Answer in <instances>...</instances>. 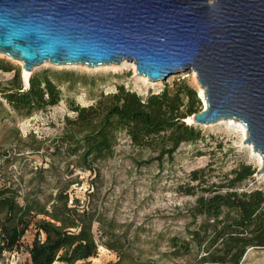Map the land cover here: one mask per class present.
<instances>
[{
	"label": "rangeland",
	"instance_id": "rangeland-1",
	"mask_svg": "<svg viewBox=\"0 0 264 264\" xmlns=\"http://www.w3.org/2000/svg\"><path fill=\"white\" fill-rule=\"evenodd\" d=\"M22 64V60L0 52V90L16 84L17 72L23 89L28 88ZM43 71L60 89L55 104L26 114L14 109L0 91V189H7L6 194L16 201L22 202L24 195L45 201L67 186L70 201L76 197L81 206L87 205L112 221L115 235L133 259H149L152 264H196L203 250L192 240L190 230L202 216L193 218L191 214L199 190L186 193V185L196 184L190 180V171L205 168L209 182L223 183L232 169L249 164L254 173L236 189L264 191V171L257 172L260 166L243 144L240 131L216 121L188 123L198 131V137L181 142L171 156L159 157L157 151L132 144L123 131L115 132L112 155L95 162L94 170L78 166L76 156L65 153L67 118L76 115L72 106L95 103L120 84L146 97L185 79L198 93L199 84L191 70L151 81L138 74L130 61L96 67L46 60L29 70V77ZM199 103L201 110V98ZM93 231L100 235L97 222ZM35 236V225L30 223L13 249L0 248V264H30L28 249ZM173 236L188 242V248L173 247ZM117 259L116 251L99 245L96 256L89 260L91 264H110ZM239 264H264V247L247 248Z\"/></svg>",
	"mask_w": 264,
	"mask_h": 264
},
{
	"label": "water",
	"instance_id": "water-1",
	"mask_svg": "<svg viewBox=\"0 0 264 264\" xmlns=\"http://www.w3.org/2000/svg\"><path fill=\"white\" fill-rule=\"evenodd\" d=\"M0 52L26 70L126 60L153 81L191 70L206 101L194 123L239 119L264 171V0H0Z\"/></svg>",
	"mask_w": 264,
	"mask_h": 264
},
{
	"label": "trees",
	"instance_id": "trees-1",
	"mask_svg": "<svg viewBox=\"0 0 264 264\" xmlns=\"http://www.w3.org/2000/svg\"><path fill=\"white\" fill-rule=\"evenodd\" d=\"M15 75L16 84L0 90L14 109L30 114L60 99V89L48 72L31 75L26 89L19 73ZM199 106L195 88L185 79L146 97L120 84L95 103L71 107L76 115L67 118L65 153L75 155L78 166L94 170L95 162L112 155L115 132L123 131L132 144L157 151L159 157L171 156L181 142L198 137L185 118L200 111ZM254 171L243 163L232 169L223 183L209 182L205 168L190 171V180L196 184L186 185V193L199 190L191 214L193 218L202 216L190 230L192 240L203 250L196 264H239L247 248L264 247V191L236 189ZM66 187L45 201L24 195L22 202L7 195V189H0V248L13 249L34 223L36 236L28 249L30 264H91L89 259L96 256L99 245L118 253V259L110 264H152L149 259H133L115 235L112 221L87 205L81 206L76 197L70 201ZM94 222L99 236L93 231ZM170 242L175 248H188V242H180L177 236Z\"/></svg>",
	"mask_w": 264,
	"mask_h": 264
},
{
	"label": "bare ground",
	"instance_id": "bare-ground-1",
	"mask_svg": "<svg viewBox=\"0 0 264 264\" xmlns=\"http://www.w3.org/2000/svg\"><path fill=\"white\" fill-rule=\"evenodd\" d=\"M125 62H126V60H122L119 63L122 64V63H125ZM130 63L134 67V62L130 61ZM103 64L104 63L98 64V67L102 66ZM112 64L116 65L117 63H112ZM192 73H193V75H195L194 72H192ZM29 74H30L29 70H26V69H24L22 67V78H23V81L25 82V84L28 83ZM142 77L146 79L145 75H143ZM151 81H153V80H151ZM198 93H199V95L202 98L203 105H205L206 101H205V98L203 97V94H202L203 93V89L200 86L198 87ZM185 121L187 123H194L192 116H187L185 118ZM216 122L217 123H224L228 127L240 131L241 136H242V142L244 141V138L247 135V131H246L245 125L239 119H236L234 117H226V118H220ZM243 144L250 149L251 155L256 158V160L258 162V165L261 166L262 162H263L262 154L258 150H254V148H253L251 143H245V141H244Z\"/></svg>",
	"mask_w": 264,
	"mask_h": 264
}]
</instances>
